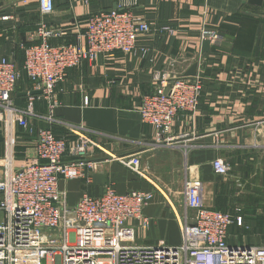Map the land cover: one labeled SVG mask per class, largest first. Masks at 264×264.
I'll return each instance as SVG.
<instances>
[{"label":"crops","instance_id":"crops-1","mask_svg":"<svg viewBox=\"0 0 264 264\" xmlns=\"http://www.w3.org/2000/svg\"><path fill=\"white\" fill-rule=\"evenodd\" d=\"M20 1L0 0V18L11 17L0 20V59L18 69L19 46L39 43L40 24L54 34L50 43L85 48L90 16L120 10L117 0H55L54 13L42 15L38 5L19 6ZM243 1L138 0L131 10L152 30L138 37L137 56L112 53L81 63L58 84L56 110L23 77L8 98L28 113L26 125L13 111L5 113L0 181L34 156L41 130L68 140L81 133L111 154L138 155L140 171L119 161L102 164L107 155L97 149L91 159L102 165L90 184L59 181L68 208L84 193L101 197L110 184L119 194L153 193L143 217L122 226L121 244L179 248L182 223L194 228L186 191L199 186L214 209L242 218V225L234 222L229 229L222 264H250L248 251L264 248V1L260 7ZM203 30L220 33L223 43H210L204 53ZM193 64L204 85L196 118L181 116L165 134L144 125L141 98L162 86L169 93ZM217 160L229 165L227 176L214 172Z\"/></svg>","mask_w":264,"mask_h":264},{"label":"built area","instance_id":"built-area-1","mask_svg":"<svg viewBox=\"0 0 264 264\" xmlns=\"http://www.w3.org/2000/svg\"><path fill=\"white\" fill-rule=\"evenodd\" d=\"M117 3L120 10L90 16L85 48L50 43L54 34L42 23L36 34L39 43L19 46L23 55L20 69L8 59H0V124L5 113L13 111L20 125H26L28 113L14 108L8 98L23 77L41 93L50 109L56 110L58 84L81 63L112 53L137 56L138 37L151 32L152 27L138 21L132 12L138 0ZM17 4H36L42 15L54 13L56 7L55 0H21ZM0 20L9 21L11 17ZM201 40L219 45L224 37L203 30ZM203 87L197 75H182L169 93L162 86L144 95L140 101L141 122L165 134L181 116L196 118ZM97 149L107 155L102 164L119 161L139 173L141 163L136 154L128 158L111 154L99 141L81 133H75L70 140L51 130L38 133L34 156L0 181V214L4 218L0 222V264H222L229 229L234 222L242 225V218L214 209L202 187L190 186L186 191V206L193 213L194 228L182 223L183 244L179 248L121 244L122 226L143 217L154 199L153 193L119 194L110 184L101 197L84 193L74 208H68L59 181L83 179L90 184L91 176L102 165L91 159ZM213 169L221 176L230 173L229 165L218 160L213 162ZM247 260L250 264H264V248L249 250Z\"/></svg>","mask_w":264,"mask_h":264},{"label":"water","instance_id":"water-1","mask_svg":"<svg viewBox=\"0 0 264 264\" xmlns=\"http://www.w3.org/2000/svg\"><path fill=\"white\" fill-rule=\"evenodd\" d=\"M264 0H244L243 4H248V5H252V6H262ZM116 9V8H114ZM112 12V11H111ZM110 13V12H109ZM210 47V43L209 42H204L203 43V52L205 53L206 51H208ZM198 68L197 64H193L188 71H186V73L184 74V77H195L196 76V70Z\"/></svg>","mask_w":264,"mask_h":264},{"label":"rangeland","instance_id":"rangeland-1","mask_svg":"<svg viewBox=\"0 0 264 264\" xmlns=\"http://www.w3.org/2000/svg\"><path fill=\"white\" fill-rule=\"evenodd\" d=\"M3 220H4L3 215L0 214V222H2Z\"/></svg>","mask_w":264,"mask_h":264}]
</instances>
